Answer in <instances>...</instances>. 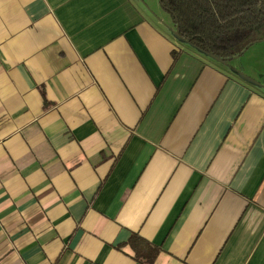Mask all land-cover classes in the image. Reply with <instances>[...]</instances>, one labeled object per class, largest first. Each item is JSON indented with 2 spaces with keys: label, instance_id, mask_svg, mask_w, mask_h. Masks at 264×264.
<instances>
[{
  "label": "crops",
  "instance_id": "crops-1",
  "mask_svg": "<svg viewBox=\"0 0 264 264\" xmlns=\"http://www.w3.org/2000/svg\"><path fill=\"white\" fill-rule=\"evenodd\" d=\"M174 26L156 0H0V264H142L132 234L152 264H264V56Z\"/></svg>",
  "mask_w": 264,
  "mask_h": 264
},
{
  "label": "trees",
  "instance_id": "trees-1",
  "mask_svg": "<svg viewBox=\"0 0 264 264\" xmlns=\"http://www.w3.org/2000/svg\"><path fill=\"white\" fill-rule=\"evenodd\" d=\"M190 44L222 58L239 54L264 38V0H160ZM134 256L152 264L159 253L154 244L136 234L128 239Z\"/></svg>",
  "mask_w": 264,
  "mask_h": 264
},
{
  "label": "water",
  "instance_id": "water-1",
  "mask_svg": "<svg viewBox=\"0 0 264 264\" xmlns=\"http://www.w3.org/2000/svg\"><path fill=\"white\" fill-rule=\"evenodd\" d=\"M159 1H160V0H159ZM169 30H170V32L172 33V35H173L175 38L179 39L180 41H182L183 43L187 44L188 46H190V47L193 48L194 50H196V51H198V52H200V53H202V54L208 56V57L211 58L212 60H214V61H216V62H219V63H226L227 61H229V60H231V59H237V58H239V56L242 55V54L248 49V47H250L252 44H254V43L258 42V41H263V40H264V38H262V39H260V40H256V41H254L253 43H251V44H249L248 46H246V47H245V48H244L239 54H237V55H235V56H233V57H231V58H222V57H218V56L214 55V54L211 53V52H207V51H204V50H202V49H200V48H197V47H195L194 45L190 44L188 40L182 38V37L180 36V34H179V28H178V24H177V23H175V26H174L173 29H171V28L169 27ZM235 72L239 73L240 76H245V74H244L242 71H240V70H236ZM255 84H259V83L255 82ZM259 85L262 86V87H264V85H263L262 83L259 84Z\"/></svg>",
  "mask_w": 264,
  "mask_h": 264
},
{
  "label": "rangeland",
  "instance_id": "rangeland-1",
  "mask_svg": "<svg viewBox=\"0 0 264 264\" xmlns=\"http://www.w3.org/2000/svg\"><path fill=\"white\" fill-rule=\"evenodd\" d=\"M156 2H158L159 4V0H156ZM252 46H254L253 48H251L250 50H255V52L258 55H263L264 56V41H260L258 43L253 44ZM260 68H262V70H264V60L263 63H259Z\"/></svg>",
  "mask_w": 264,
  "mask_h": 264
}]
</instances>
